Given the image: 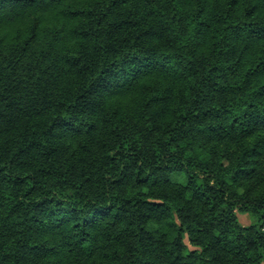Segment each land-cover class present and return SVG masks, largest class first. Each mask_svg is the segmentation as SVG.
Here are the masks:
<instances>
[{
  "label": "trees",
  "instance_id": "1",
  "mask_svg": "<svg viewBox=\"0 0 264 264\" xmlns=\"http://www.w3.org/2000/svg\"><path fill=\"white\" fill-rule=\"evenodd\" d=\"M0 264H264V0H0Z\"/></svg>",
  "mask_w": 264,
  "mask_h": 264
},
{
  "label": "rangeland",
  "instance_id": "2",
  "mask_svg": "<svg viewBox=\"0 0 264 264\" xmlns=\"http://www.w3.org/2000/svg\"><path fill=\"white\" fill-rule=\"evenodd\" d=\"M172 179L173 180H180L181 179V175H173L172 176ZM240 219L243 221V222H246V218H244L243 216L240 215Z\"/></svg>",
  "mask_w": 264,
  "mask_h": 264
}]
</instances>
